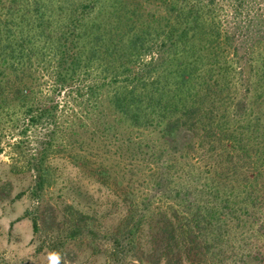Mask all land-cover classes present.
<instances>
[{"label":"trees","instance_id":"1","mask_svg":"<svg viewBox=\"0 0 264 264\" xmlns=\"http://www.w3.org/2000/svg\"><path fill=\"white\" fill-rule=\"evenodd\" d=\"M39 55L60 92L92 78L103 125L92 135L109 142L126 132L134 168L113 175L112 150L89 171L120 187L129 208L114 233L117 256L152 220L165 264H264L255 241L264 238V0H0L1 64L18 74ZM23 77L13 94L29 122H56L59 103L39 104ZM54 136L33 161L34 198L53 178ZM134 170L155 178L160 217L143 212L151 198L139 208ZM28 214L37 233L39 217ZM71 217V237L96 221Z\"/></svg>","mask_w":264,"mask_h":264},{"label":"rangeland","instance_id":"2","mask_svg":"<svg viewBox=\"0 0 264 264\" xmlns=\"http://www.w3.org/2000/svg\"><path fill=\"white\" fill-rule=\"evenodd\" d=\"M46 59L35 56L18 74L6 69L0 60V71L4 72H0V264H165L166 259H159L160 234L151 226L152 220L143 224L133 248L128 245L120 256L115 254L114 233L129 208L118 195L120 187L101 181L89 171L104 161L102 154L112 150L109 166L113 175L123 179L126 169L134 168L129 166V159L125 161L126 132L121 129L122 134L109 142L92 135L94 127L100 131L103 127L96 123L97 110L93 111L87 92L92 78L78 79L60 92ZM20 76H25V85H30V95H36L39 104L59 103L56 122H29L26 108L13 94ZM92 115L95 118H90ZM52 133L55 136L47 163L53 178L41 197L34 198L33 161ZM117 148L121 149L119 158L114 153ZM83 156L90 159L88 169L82 165ZM136 172L128 171L127 176ZM133 179L139 208L142 210L151 198L150 211L143 212L148 217H160L156 212L163 203L154 197L155 178L134 174ZM76 210L91 214L96 221L87 227L92 231L71 237V212ZM30 211L39 217L37 233ZM262 239L256 238L258 246L264 243ZM183 258V264H192Z\"/></svg>","mask_w":264,"mask_h":264}]
</instances>
